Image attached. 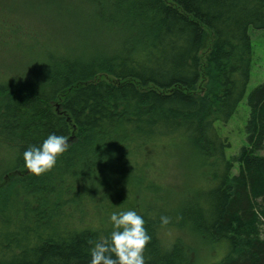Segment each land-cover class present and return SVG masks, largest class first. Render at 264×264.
Returning a JSON list of instances; mask_svg holds the SVG:
<instances>
[{"label":"trees","instance_id":"1","mask_svg":"<svg viewBox=\"0 0 264 264\" xmlns=\"http://www.w3.org/2000/svg\"><path fill=\"white\" fill-rule=\"evenodd\" d=\"M81 2L67 43L0 31L34 69L0 74V264H88L127 208L151 235L145 264H264V81L238 153L217 125L246 95L264 0ZM53 132L68 149L29 172L23 150ZM183 146L196 160L167 182Z\"/></svg>","mask_w":264,"mask_h":264},{"label":"rangeland","instance_id":"2","mask_svg":"<svg viewBox=\"0 0 264 264\" xmlns=\"http://www.w3.org/2000/svg\"><path fill=\"white\" fill-rule=\"evenodd\" d=\"M89 16L81 0H0V31L6 34V31L12 29H25L30 40L34 42V38L50 44L54 41L67 43V40L72 37L77 39L80 36L77 34L86 24H81V20L86 21ZM74 25H77L78 29L74 28ZM248 31L252 45V64L246 95L227 123H217L221 135L226 136L230 141L226 151L228 156L238 153L247 143L246 125L250 114L248 96L264 81V29L250 27ZM30 40L25 38L22 42L28 44ZM19 51L14 46L9 50L8 46L0 40V74L2 76L32 75L33 67H30L27 63L28 59L23 57L24 52ZM191 153L184 146L183 149L181 147L178 150L174 164L170 166L172 170L166 174L167 182L180 185L184 182V163L180 159L189 163V159L194 158V154L191 155ZM164 156L165 154L157 156L155 163L160 162V158ZM204 256L207 257V254Z\"/></svg>","mask_w":264,"mask_h":264},{"label":"clouds","instance_id":"3","mask_svg":"<svg viewBox=\"0 0 264 264\" xmlns=\"http://www.w3.org/2000/svg\"><path fill=\"white\" fill-rule=\"evenodd\" d=\"M69 147V137L49 133L39 144H30L22 152L25 168L35 174L51 170L57 157ZM168 217L162 215L161 223ZM111 231L96 240H89L88 264H145V245L151 240L144 217L134 208L110 212Z\"/></svg>","mask_w":264,"mask_h":264},{"label":"bare ground","instance_id":"4","mask_svg":"<svg viewBox=\"0 0 264 264\" xmlns=\"http://www.w3.org/2000/svg\"><path fill=\"white\" fill-rule=\"evenodd\" d=\"M89 201V200H88Z\"/></svg>","mask_w":264,"mask_h":264}]
</instances>
